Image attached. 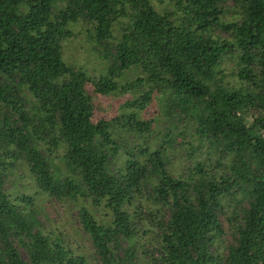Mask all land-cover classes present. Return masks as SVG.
<instances>
[{
	"label": "trees",
	"instance_id": "1",
	"mask_svg": "<svg viewBox=\"0 0 264 264\" xmlns=\"http://www.w3.org/2000/svg\"><path fill=\"white\" fill-rule=\"evenodd\" d=\"M78 21L98 76L62 57ZM0 264H264V0H0Z\"/></svg>",
	"mask_w": 264,
	"mask_h": 264
},
{
	"label": "rangeland",
	"instance_id": "2",
	"mask_svg": "<svg viewBox=\"0 0 264 264\" xmlns=\"http://www.w3.org/2000/svg\"><path fill=\"white\" fill-rule=\"evenodd\" d=\"M158 4V2H155ZM171 6V4H163L160 7L165 6ZM161 8V9H162ZM87 27L89 28V25L85 23V21H78L76 23H71L69 25V30L71 31V35L65 39L62 42V57L63 59L70 64L71 66L75 67H81L82 69H85V71L88 73L90 77H95L101 74L100 70H104V65L100 59L97 58V53L94 51V43L95 40L92 37L91 33L88 36L87 35ZM224 66H227L228 71L230 70L232 66V62H225ZM230 79L232 80L231 76ZM120 100H116L113 97H103L98 98L96 101H98L97 109L99 110V115L111 117L114 116L115 113H118V103H122L126 99V95H121L119 97ZM157 102H154L152 104V107L149 108L148 111H145L142 113L147 118L153 117L154 114L151 113L154 111V106L157 107ZM155 117V116H154ZM160 127V126H159ZM158 129V127H156ZM145 138L146 145L150 146L151 148L154 147V142L159 141L163 144L164 152L166 153L165 159L167 163V168L174 174L179 175L182 177H186L188 168L193 165L191 162V158L187 156V153L184 149H178L177 147H173L172 145L167 144L168 141L164 138H161L158 134H146ZM144 140L141 138V141ZM205 154H203L204 156ZM15 177H11L9 179V182H13V179ZM21 182L20 185L26 186L25 192L30 193V187L31 192L33 186L30 184L27 180L22 179L20 177H17L15 179V184ZM18 191L24 192L22 188L14 187ZM12 190H13V184H12ZM61 203L53 200L51 198H47L46 201L43 204V207L46 209V212L51 218H57V224L62 229H68L69 234L73 240L72 246L73 250H75L78 253H89V247L82 236V234L77 230L76 227V209L71 207L67 208L68 206L63 207V205H60ZM76 238V239H75ZM77 242H74V241ZM77 246L79 248H77ZM22 255V251H20ZM91 260V254L87 256Z\"/></svg>",
	"mask_w": 264,
	"mask_h": 264
}]
</instances>
